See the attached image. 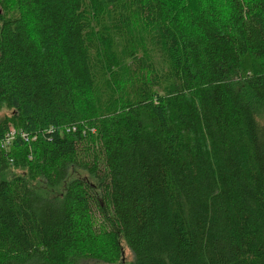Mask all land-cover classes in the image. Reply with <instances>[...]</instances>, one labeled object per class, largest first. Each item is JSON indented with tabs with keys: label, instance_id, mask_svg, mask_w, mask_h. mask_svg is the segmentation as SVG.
<instances>
[{
	"label": "trees",
	"instance_id": "16d2710c",
	"mask_svg": "<svg viewBox=\"0 0 264 264\" xmlns=\"http://www.w3.org/2000/svg\"><path fill=\"white\" fill-rule=\"evenodd\" d=\"M2 107L0 264H264V0H0Z\"/></svg>",
	"mask_w": 264,
	"mask_h": 264
},
{
	"label": "rangeland",
	"instance_id": "374dc122",
	"mask_svg": "<svg viewBox=\"0 0 264 264\" xmlns=\"http://www.w3.org/2000/svg\"><path fill=\"white\" fill-rule=\"evenodd\" d=\"M253 63L254 62L252 60H246L245 68L246 69L251 68V65H253ZM11 114H12L11 111H9L6 107H2L0 109V120L4 117H10ZM257 119L259 122H264V107L260 108V111L257 114ZM11 129L14 136L20 133V131L16 129L13 125H11ZM24 174H25V170L22 169V166L11 165L9 166L8 170L3 173V178L7 180L14 176L24 175ZM75 177L83 178L91 183L93 182V180L90 177H88L86 174L80 173L78 171L71 172L69 178L72 179ZM29 184L33 186L39 193L51 198L61 197L62 193L64 192V184L58 187L51 188L47 186L46 182L40 178L30 180ZM121 249L122 250H121L120 260L114 264H129L132 261V255L130 251L125 247L124 244L121 245ZM83 264H105V263L100 261H87L84 262Z\"/></svg>",
	"mask_w": 264,
	"mask_h": 264
},
{
	"label": "built area",
	"instance_id": "2783aa9c",
	"mask_svg": "<svg viewBox=\"0 0 264 264\" xmlns=\"http://www.w3.org/2000/svg\"><path fill=\"white\" fill-rule=\"evenodd\" d=\"M14 137V134L11 132L9 136L5 139V141L1 144L3 148H9L11 146V141Z\"/></svg>",
	"mask_w": 264,
	"mask_h": 264
}]
</instances>
